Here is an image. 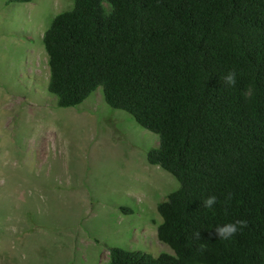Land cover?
<instances>
[{
    "label": "trees",
    "instance_id": "16d2710c",
    "mask_svg": "<svg viewBox=\"0 0 264 264\" xmlns=\"http://www.w3.org/2000/svg\"><path fill=\"white\" fill-rule=\"evenodd\" d=\"M73 1L43 35L48 91L75 107L102 86L159 135L148 161L179 182L157 206L173 253L114 246L108 264H264V0ZM236 218L248 226L218 240L214 227Z\"/></svg>",
    "mask_w": 264,
    "mask_h": 264
},
{
    "label": "rangeland",
    "instance_id": "374dc122",
    "mask_svg": "<svg viewBox=\"0 0 264 264\" xmlns=\"http://www.w3.org/2000/svg\"><path fill=\"white\" fill-rule=\"evenodd\" d=\"M73 5L0 0V264H108L114 246L173 253L157 206L179 182L147 156L159 135L102 86L75 107L45 87L44 32Z\"/></svg>",
    "mask_w": 264,
    "mask_h": 264
},
{
    "label": "clouds",
    "instance_id": "9594fccd",
    "mask_svg": "<svg viewBox=\"0 0 264 264\" xmlns=\"http://www.w3.org/2000/svg\"><path fill=\"white\" fill-rule=\"evenodd\" d=\"M239 73L235 69H229L227 72L221 75V81L224 86L228 88L235 87ZM246 94V93H245ZM232 193L225 194V200H231ZM201 206L206 210H214L218 203V198L215 194H209L202 200ZM248 226V222L242 218H236L223 224H217L214 229L217 239L220 241L228 242L231 241L237 233L242 232ZM199 236V232L195 234Z\"/></svg>",
    "mask_w": 264,
    "mask_h": 264
},
{
    "label": "crops",
    "instance_id": "0c3cea01",
    "mask_svg": "<svg viewBox=\"0 0 264 264\" xmlns=\"http://www.w3.org/2000/svg\"><path fill=\"white\" fill-rule=\"evenodd\" d=\"M18 37H19V35H18ZM47 52V51H46ZM36 62V47H35V51H34V57H33V62ZM50 76V75H49ZM48 81H49V79H48ZM45 87H47V89H48V82H46L45 83ZM44 87V88H45ZM7 97H5V98H3V99H6ZM7 101V100H6ZM126 207H129V208H132L131 206H126ZM132 212H129V213H133L135 210L132 208ZM108 261H109V259H108Z\"/></svg>",
    "mask_w": 264,
    "mask_h": 264
}]
</instances>
